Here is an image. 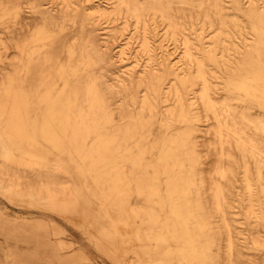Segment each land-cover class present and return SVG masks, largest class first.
<instances>
[{"label": "bare ground", "instance_id": "1", "mask_svg": "<svg viewBox=\"0 0 264 264\" xmlns=\"http://www.w3.org/2000/svg\"><path fill=\"white\" fill-rule=\"evenodd\" d=\"M242 12L250 14V25ZM120 20L122 28L108 30L107 22ZM132 26L140 48L130 53L118 41ZM160 35L179 44L182 71L170 65L165 50L156 53ZM141 53L148 55L142 63ZM133 54L137 59L128 67L124 62ZM13 93L21 97L12 98ZM8 109L23 126L41 112L39 131L23 130L83 158L75 162L79 169H99L104 157L101 176L107 172L114 183L125 178L131 190L136 184L157 218L164 212L161 179L141 189L140 176L157 173L144 158L134 161L131 152L145 151L142 142L160 123L166 129L156 136L165 141L162 151L185 152L172 165L184 168L171 178L169 203L176 197L177 214L184 211L194 220L185 230H200L199 240L184 243L202 250L187 264H264V226L256 207L257 198L264 204V0H0V121ZM128 120L133 122L123 127ZM121 133L132 145L117 156L124 145L116 143ZM14 148L22 147L10 145L0 128L2 195L59 204L63 211L69 197H84L62 161L11 154ZM118 158L131 160L129 170ZM246 199L250 204L244 207ZM103 233L111 239L108 227ZM25 234L44 264H68L49 257L52 244L46 237L35 242L32 233Z\"/></svg>", "mask_w": 264, "mask_h": 264}, {"label": "rangeland", "instance_id": "2", "mask_svg": "<svg viewBox=\"0 0 264 264\" xmlns=\"http://www.w3.org/2000/svg\"><path fill=\"white\" fill-rule=\"evenodd\" d=\"M97 1L106 3L110 0ZM232 12L237 13L238 11L233 9ZM241 14L250 25L253 20L250 19V14L247 12L245 14L249 16H246L243 12ZM252 18L256 20L255 17ZM120 21L107 22L106 25H109L108 30L122 28L123 20ZM133 28L134 26L121 31L124 34L120 32L121 36L118 41V45L127 47L130 53L140 48V41L137 35H135V29ZM159 29L162 30L161 27ZM211 31L208 30L206 34L212 36ZM248 31H251V34L256 37V32L251 27ZM126 32L127 34H125ZM163 32L164 30L160 33L162 34ZM210 36L206 40H209ZM154 48L155 50L158 49L156 51L158 56H161L165 50L170 65H172L176 72L182 71V66L178 62L180 60L179 44L174 39L165 38L160 35L154 42ZM147 57L148 55L141 53L140 63L147 59ZM128 58L124 63L130 67L132 64H135L134 61L137 57L135 58L133 54ZM11 97L19 98L21 95L13 93ZM35 99L36 101L39 100L37 97ZM7 105L13 107L15 102L10 101ZM36 109L41 111V105L36 106ZM12 113V110L8 109L7 117L0 121V128L7 135L8 143L18 148L33 145L36 150L28 151L22 148L15 150L16 148H14L10 153H21L28 157L36 155L33 159L49 160L53 164L62 161L65 165L64 170L68 171V174L81 187L84 197L81 200L69 197L67 203L69 207H66L67 211H63L61 210L62 206L59 204L17 202L0 193V264H44L42 260L43 254L39 248L36 245L28 244L29 239L25 234L26 230L29 231V234L32 233L34 235L35 238L33 239L35 242L44 237L51 242L52 246L50 245L49 257L52 256L53 261L56 263L60 261L68 262V264H147L148 261H152L155 264H187L193 257L201 254L202 250L196 244H184L185 242L200 239L198 236L200 230H185V225H193L194 220H187L184 211L177 214L173 208V205L176 203V197H170L169 203V190L167 191V189L171 178L178 176V171L184 168L182 166L179 168L172 167V165L174 161L183 160L185 152L184 150L168 153L162 151V148L166 145L165 141L161 138H156V136L161 137L166 129L161 128L160 123L158 125L156 123L154 126V131L157 133L155 132L153 137L145 139L142 142L141 145H143L145 151L132 150L131 152L133 155H136L133 158L134 161H140L144 158L147 164L155 166L153 172L154 174L157 173L154 176H152L153 173L150 176H146L145 173L143 176H140L141 189L148 186L152 187L154 181L161 179V187L162 189L164 188L161 199L164 212L160 215V218H157V215L151 216L150 208L152 209V204L148 207L145 206L148 204L144 195L145 193L139 191L140 189L137 188L136 184L134 190H131L132 184L125 178L122 181L114 183V179L112 180L107 172L101 176L100 171L105 168L104 163L106 162L103 156L100 163H98L99 169L87 165L79 169L75 162H82L83 158L77 154L60 152L54 142L41 138L38 135L34 136V138L23 130V127H25L39 131L40 126L38 124L41 117H38L41 116V112L39 116L34 112V120L25 126H23L21 119H12ZM132 122V120H128L123 127ZM12 129L16 130L12 132L13 135H10L7 131ZM32 138L34 142L31 141ZM116 143L124 144L120 148L121 153L117 155L119 156L122 154V151L125 152L124 147L126 145H132V139L125 138L121 133ZM168 160L171 161V165ZM118 163L119 165L125 163L127 170H129L127 166H129L131 160L118 158ZM95 169L98 170L96 171ZM113 174L115 175V173ZM96 177H100L99 180H96ZM148 191L145 192L148 193ZM111 192L114 193L113 198H106L105 195ZM137 195H139V199ZM236 198L232 195V200L240 203L241 201ZM258 199L256 203L259 204L256 207L261 215V224L264 226V204H261ZM153 203L159 206V204H156L157 202ZM242 204L244 207H247L250 203L246 199ZM96 227L97 229H95ZM107 227L112 235L111 239L105 238L103 233V230ZM242 229H245V227ZM202 235L204 234L200 236ZM242 236L244 238L241 239L242 243L244 242L243 244L247 245L249 241L248 236L246 234ZM77 240L83 242V244L85 243L86 248L80 243H76ZM178 241H182L183 245H178ZM243 249L247 250L248 248L244 247ZM73 254L78 255L70 258ZM134 258L142 260L134 262Z\"/></svg>", "mask_w": 264, "mask_h": 264}]
</instances>
